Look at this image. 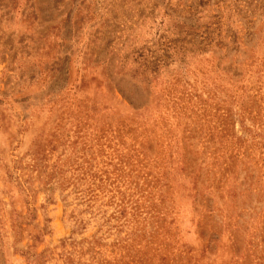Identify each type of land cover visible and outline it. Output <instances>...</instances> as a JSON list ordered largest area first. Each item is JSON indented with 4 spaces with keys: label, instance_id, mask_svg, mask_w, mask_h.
I'll return each instance as SVG.
<instances>
[{
    "label": "rangeland",
    "instance_id": "1",
    "mask_svg": "<svg viewBox=\"0 0 264 264\" xmlns=\"http://www.w3.org/2000/svg\"><path fill=\"white\" fill-rule=\"evenodd\" d=\"M264 264V0H0V264Z\"/></svg>",
    "mask_w": 264,
    "mask_h": 264
},
{
    "label": "trees",
    "instance_id": "2",
    "mask_svg": "<svg viewBox=\"0 0 264 264\" xmlns=\"http://www.w3.org/2000/svg\"><path fill=\"white\" fill-rule=\"evenodd\" d=\"M31 264L33 263V261L32 262H30Z\"/></svg>",
    "mask_w": 264,
    "mask_h": 264
}]
</instances>
